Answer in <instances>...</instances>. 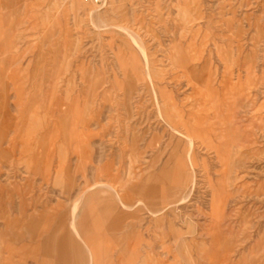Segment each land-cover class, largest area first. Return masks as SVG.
Here are the masks:
<instances>
[{
  "label": "rangeland",
  "instance_id": "1",
  "mask_svg": "<svg viewBox=\"0 0 264 264\" xmlns=\"http://www.w3.org/2000/svg\"><path fill=\"white\" fill-rule=\"evenodd\" d=\"M0 264H264V0H0Z\"/></svg>",
  "mask_w": 264,
  "mask_h": 264
},
{
  "label": "built area",
  "instance_id": "2",
  "mask_svg": "<svg viewBox=\"0 0 264 264\" xmlns=\"http://www.w3.org/2000/svg\"><path fill=\"white\" fill-rule=\"evenodd\" d=\"M91 2L93 1L94 3H96V4H101V5H103V4H105L106 3V0H90Z\"/></svg>",
  "mask_w": 264,
  "mask_h": 264
},
{
  "label": "crops",
  "instance_id": "3",
  "mask_svg": "<svg viewBox=\"0 0 264 264\" xmlns=\"http://www.w3.org/2000/svg\"><path fill=\"white\" fill-rule=\"evenodd\" d=\"M92 254V252L90 251V255Z\"/></svg>",
  "mask_w": 264,
  "mask_h": 264
},
{
  "label": "bare ground",
  "instance_id": "4",
  "mask_svg": "<svg viewBox=\"0 0 264 264\" xmlns=\"http://www.w3.org/2000/svg\"><path fill=\"white\" fill-rule=\"evenodd\" d=\"M106 2H107V0H106Z\"/></svg>",
  "mask_w": 264,
  "mask_h": 264
}]
</instances>
